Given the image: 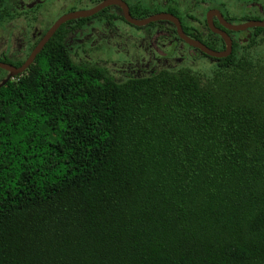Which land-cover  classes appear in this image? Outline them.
I'll list each match as a JSON object with an SVG mask.
<instances>
[{
  "label": "trees",
  "instance_id": "trees-1",
  "mask_svg": "<svg viewBox=\"0 0 264 264\" xmlns=\"http://www.w3.org/2000/svg\"><path fill=\"white\" fill-rule=\"evenodd\" d=\"M123 1L224 49L178 6ZM94 18L124 20L111 6L66 22L0 88V264H264V60L233 42L209 79L181 69L116 83L68 50Z\"/></svg>",
  "mask_w": 264,
  "mask_h": 264
},
{
  "label": "rangeland",
  "instance_id": "rangeland-1",
  "mask_svg": "<svg viewBox=\"0 0 264 264\" xmlns=\"http://www.w3.org/2000/svg\"><path fill=\"white\" fill-rule=\"evenodd\" d=\"M2 9L12 17L0 22V57L11 61L25 58L29 46L37 42L43 33L60 15L71 8H90L95 0H2ZM130 1V0H128ZM163 1V0H160ZM209 1V0H208ZM211 1V0H210ZM209 1V2H210ZM252 0H231L236 3L232 9L215 5L223 15L230 17L233 24H240L244 18L264 21V5ZM208 13V11H207ZM205 13V16L207 15ZM200 10L185 11V23L204 31ZM173 27L162 24L148 29L134 28L122 21L94 19L82 30L67 39V47L75 63H92L108 70L116 83L130 78H141L161 70L176 72L190 69L201 78L209 79L217 71L216 62L204 58L194 48L182 41L174 47ZM250 30V29H249ZM236 33L246 37L239 45V54L264 60V31L253 37L252 31ZM177 38V37H176ZM253 44L248 46L249 40ZM171 43V53L166 49ZM186 47V48H184ZM189 51H188V49ZM7 72L0 71V80Z\"/></svg>",
  "mask_w": 264,
  "mask_h": 264
},
{
  "label": "water",
  "instance_id": "water-1",
  "mask_svg": "<svg viewBox=\"0 0 264 264\" xmlns=\"http://www.w3.org/2000/svg\"><path fill=\"white\" fill-rule=\"evenodd\" d=\"M117 5L122 8L123 11V17L125 21L133 26L136 27H143L150 23L157 22V21H168L174 24L176 33L178 37L183 40L186 44H188L191 47H194L198 49L201 53L204 55L213 58V59H222L228 57L232 52V41L230 37L227 35V33L223 30H220L216 28L212 21L211 16L212 14H215L220 22V24L227 30L231 31H243L247 30L249 28H264V21H257V20H251L247 21L238 25H233L225 22L221 16L220 13L217 11L209 12L207 15V25L210 28L211 31L219 35L224 43L225 48L222 51H214L209 49L207 46L202 44L199 41H196L194 39L189 38L182 30L180 21L177 17H175L172 14L169 13H157L154 15H151L144 19H134L131 17L129 13V8L127 4L122 0H104L100 2L99 4L95 5L94 7L86 10H78V11H72L69 13H66L62 16H60L52 25L51 27L46 31V33L43 35V37L40 39V41L37 43V45L32 49L30 54L28 55L27 59L24 61L22 65L19 67H15L13 65L0 62V70H4L7 72V76L0 82V88L3 87L9 80H12L14 77L18 75H22L30 65L34 62L36 56L43 50L45 45L49 42V40L53 37L55 32L67 21L74 20V19H81V18H88L91 16L96 15L103 9L109 6Z\"/></svg>",
  "mask_w": 264,
  "mask_h": 264
},
{
  "label": "flooded vegetation",
  "instance_id": "flooded-vegetation-1",
  "mask_svg": "<svg viewBox=\"0 0 264 264\" xmlns=\"http://www.w3.org/2000/svg\"><path fill=\"white\" fill-rule=\"evenodd\" d=\"M96 2H93L92 4H89V5H91V7L90 8H92V7H94L95 5H97V4H99L100 2H102V1H104V0H102V1H100V0H95ZM123 1V0H122ZM138 1H141V2H143L144 4H146V6L148 7V8H165V7H167V6H171V5H175V6H178V8H179V10H181L182 11V17H190V15H184V12L185 11H189L190 9H192V10H200L201 11V14H200V17H201V19H202V22L200 21V20H198L199 21V23H201L202 24V26L204 27V31H201V30H199V29H197L196 27H192L191 25H189V27H190V30H191V33L193 34V35H197V36H200L202 39H206V37H207V35H208V31H211L210 30V28L208 27V25H207V15H208V13L209 12H214V11H217L218 13H220L221 14V16H222V18H223V20L225 21V22H227V23H229V24H233V20L230 18V17H228V16H225V15H223L218 9H216L215 7H212V6H215V5H220V6H222V7H224L226 10L227 9H232V7L233 6H236V3H232L231 2V0H163V1H160V0H138ZM1 3H0V10H4V9H2V6H3V1L1 0L0 1ZM125 2V1H124ZM250 2H256V3H260L261 2V4H263L264 5V0H252V1H250ZM126 3V2H125ZM142 3V4H143ZM127 4V3H126ZM113 6H117V5H113ZM127 6H128V4H127ZM109 7H111V6H109ZM118 7H120V6H118ZM90 8H86V9H90ZM106 8H108V7H106ZM105 8V9H106ZM128 8H129V6H128ZM86 9H78V10H86ZM120 9H121V11H122V8L120 7ZM78 10H75V8L73 7V8H71L70 9V11H68V12H66V13H69V12H72V11H78ZM104 10V9H103ZM102 10V11H103ZM6 11V10H5ZM207 11H208V13H207ZM101 12V11H100ZM99 12V13H100ZM66 13H64V14H66ZM129 13H130V11H129ZM160 13H167V12H160ZM205 13H207V15L205 16ZM10 14V13H9ZM64 14H62V15H64ZM98 14V13H97ZM155 14H157V13H155ZM170 14V13H169ZM62 15H60V16H62ZM122 15H123V11H122ZM131 15V14H130ZM154 15V14H153ZM59 16V17H60ZM95 16V15H94ZM151 16V15H150ZM58 17V18H59ZM91 17H93V16H91ZM132 17V16H131ZM149 17V16H148ZM176 17V16H175ZM58 18H56L55 19V21L58 19ZM88 18H90V17H88ZM133 18V17H132ZM147 18V17H146ZM178 18V17H177ZM81 19H83V18H81ZM94 19H103V18H94ZM94 19H92V20H94ZM123 19H124V17H123ZM135 19V18H134ZM142 19H144V18H142ZM179 19V18H178ZM75 20V19H74ZM92 20H89V21H87L86 22V24L88 23V22H90V21H92ZM104 20H106V19H104ZM112 20H115V21H122V22H124V23H126V24H128V25H130V26H132V27H134V28H141V29H148V28H151V27H148L150 24H152V23H150V24H148V25H146V26H143V27H136V26H133V25H131V24H129V23H127L126 21H125V19L124 20H120V19H112ZM112 20H110V21H112ZM229 20H232V22H230ZM54 21V22H55ZM107 21V20H106ZM110 21H108V22H110ZM179 21H180V19H179ZM211 21H212V23H213V25L216 27V28H218V29H220V30H223V31H225L226 33L227 32H230V34H228L227 33V35L230 37V39H231V41H232V48H233V42H236L237 43V45L239 46L240 44H242V43H244V42H246V37H244V36H241V37H237L236 36V33H238V32H241V31H231V30H227V29H225L221 24H220V22H219V20H218V18H217V16L215 15V14H212V16H211ZM249 21H251V20H249ZM53 22V23H54ZM68 22V21H67ZM158 22H163V21H157V22H153V23H158ZM164 22H168V21H164ZM184 22H185V20H184ZM245 22H247V21H245ZM52 23V24H53ZM170 24L169 25H171V22H169ZM241 23H244V22H242L241 21ZM240 23V24H241ZM51 24V25H52ZM65 24V23H64ZM86 24L84 25V26H86ZM180 24H181V21H180ZM51 25H50V27H51ZM233 25H238V24H233ZM83 26V27H84ZM172 26V25H171ZM49 27V28H50ZM82 27V28H83ZM156 27V26H155ZM173 29H175V26H174V24H173ZM181 27H182V24H181ZM48 28V29H49ZM82 28L81 29H79V30H75V32H74V35L76 34V33H78V32H80L81 30H82ZM47 29V30H48ZM250 29V30H249ZM249 29H247V30H243L244 32H247L248 30L249 31H252V29L253 28H249ZM46 30V31H47ZM183 30V29H182ZM46 31L43 33V35L46 33ZM173 31V30H172ZM175 31H176V29H175ZM184 32V31H183ZM212 33H214L213 31H211ZM185 33V32H184ZM177 34V33H176ZM186 34V33H185ZM214 34H216V33H214ZM252 34H253V32H252ZM43 35L41 36V38L43 37ZM73 35V36H74ZM187 35V34H186ZM217 35V34H216ZM188 36V35H187ZM218 37H220L219 35H217ZM71 37V36H70ZM189 37V36H188ZM40 38V39H41ZM69 38V37H68ZM67 38V39H68ZM189 38H191V37H189ZM221 38V37H220ZM40 39L37 41V43L40 41ZM180 38L178 37V35H177V38H176V36H175V43H173V45L172 46H176L177 45V43L179 44V48H183V46H180V40H179ZM191 39H193V38H191ZM222 39V38H221ZM194 40H196V39H194ZM223 40V39H222ZM183 43H185L183 40H181ZM196 41H198V40H196ZM250 41V40H249ZM66 42H67V40H66ZM199 42H201V41H199ZM224 42V41H223ZM35 43V42H34ZM37 43H36V45H37ZM202 43V42H201ZM186 44V43H185ZM203 44V43H202ZM35 45V46H36ZM186 45H188V44H186ZM205 45V44H204ZM189 46V45H188ZM206 46V45H205ZM216 46H219V44H218V42L216 41ZM189 47H191V46H189ZM184 48H186V47H184ZM191 48H194V47H191ZM224 48H225V43H224ZM188 49V48H187ZM196 51H198L197 53H199V54H203V53H201L198 49H196V48H194ZM210 49V48H209ZM69 50V49H68ZM212 50V49H211ZM224 50V49H223ZM32 51V50H31ZM30 51V52H31ZM166 51L167 52H169V53H171V43L169 44V47H167V49H166ZM188 51H189V49H188ZM220 51H222V50H220ZM70 52V51H69ZM190 52V51H189ZM27 53V52H26ZM30 54V53H29ZM28 54V55H29ZM3 57V56H2ZM28 57V56H27ZM25 59V58H24ZM27 59V58H26ZM25 59V60H26ZM23 60V59H22ZM24 60V61H25ZM4 63V62H3ZM24 63V62H23ZM22 63V64H23ZM8 64V63H7ZM21 64V65H22ZM11 65V64H10ZM1 71V70H0ZM4 71V70H3ZM6 72V71H5ZM156 74V73H155ZM151 76V75H150ZM4 79V78H3ZM2 79V80H3ZM1 80V81H2ZM0 81V82H1Z\"/></svg>",
  "mask_w": 264,
  "mask_h": 264
}]
</instances>
